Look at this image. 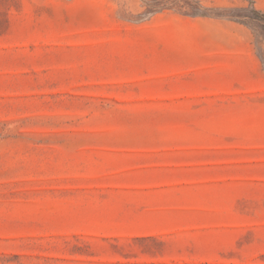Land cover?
Returning a JSON list of instances; mask_svg holds the SVG:
<instances>
[{
  "label": "rangeland",
  "instance_id": "rangeland-1",
  "mask_svg": "<svg viewBox=\"0 0 264 264\" xmlns=\"http://www.w3.org/2000/svg\"><path fill=\"white\" fill-rule=\"evenodd\" d=\"M223 1L0 0V264H264V11Z\"/></svg>",
  "mask_w": 264,
  "mask_h": 264
},
{
  "label": "crops",
  "instance_id": "crops-1",
  "mask_svg": "<svg viewBox=\"0 0 264 264\" xmlns=\"http://www.w3.org/2000/svg\"><path fill=\"white\" fill-rule=\"evenodd\" d=\"M254 2V4L257 6V8L261 9L264 11V0H252ZM224 3H226V5H240L243 3V0H224Z\"/></svg>",
  "mask_w": 264,
  "mask_h": 264
},
{
  "label": "trees",
  "instance_id": "trees-1",
  "mask_svg": "<svg viewBox=\"0 0 264 264\" xmlns=\"http://www.w3.org/2000/svg\"><path fill=\"white\" fill-rule=\"evenodd\" d=\"M256 12H258V11H256ZM203 16H207V15H203Z\"/></svg>",
  "mask_w": 264,
  "mask_h": 264
}]
</instances>
